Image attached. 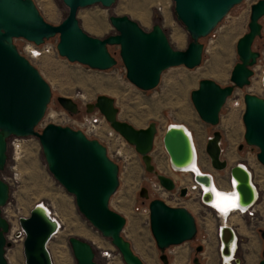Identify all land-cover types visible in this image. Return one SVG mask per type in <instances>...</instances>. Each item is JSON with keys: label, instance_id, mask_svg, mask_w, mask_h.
<instances>
[{"label": "water", "instance_id": "obj_1", "mask_svg": "<svg viewBox=\"0 0 264 264\" xmlns=\"http://www.w3.org/2000/svg\"><path fill=\"white\" fill-rule=\"evenodd\" d=\"M61 1L67 7V13L60 23L52 24L43 17L33 0H0V172L7 162L8 140L11 137H36L49 172L73 195L79 212L103 237L110 240L125 264H144L122 234L126 218L109 205L111 196L119 187L118 164L109 158L106 147L98 139L87 137L80 129L48 123L41 131L36 130L50 102L51 87L39 70L19 53L14 39L23 38L39 46L57 36L56 50L60 56L96 70H107L116 65L117 61L108 46L118 45L126 78L137 88L147 91L155 88L161 74L171 67L193 69L199 66L204 49L200 39L208 36L231 8L243 0H172L174 14L190 37L185 49L174 48L159 23L145 30L127 15L109 17L117 33L105 38L92 36L80 26L78 9L94 4L110 7L115 0ZM263 17L264 0H258L250 7L248 31L236 42L238 62L230 73L231 84L221 86L212 79L203 78L191 91L192 104L203 122L218 125L220 111L234 89L251 83L253 67L260 57L253 43L262 36ZM57 101L69 113L78 112L77 103L70 97L58 96ZM243 101L244 140L258 148L257 159L264 166V98L245 93ZM94 110H98L110 127L133 146L147 172L154 174L166 189L174 188L173 179L158 172L152 163L151 152L157 133L154 122L144 128H136L119 119L115 100L107 95H98L94 103L86 105L87 113ZM220 141L221 133L214 131L205 146L210 165L215 170L229 167L228 162L221 158ZM162 144L173 167L192 168L194 149L181 128L169 124L164 130ZM229 173L235 179L240 206L251 205L254 202V187L249 171L237 163L230 166ZM208 177L195 174V179L206 184ZM185 194L186 188H182L181 195ZM139 195L149 200L150 231L161 252L159 259L162 264H169L165 249L194 238L197 233L195 218L184 206H169L161 199H149L145 187L140 189ZM9 196V184L0 174V264H9L6 248L11 243L6 234L10 224L3 215ZM18 221L25 233L22 241L25 264H53L47 244L57 230V224L38 205L31 208L28 216H20ZM232 236L233 229L224 225V253H228ZM261 237L264 239V230H261ZM68 243L76 264H99L94 248L87 240L71 235ZM196 251L201 252L202 246L198 245ZM193 263L201 264L197 257ZM258 264H264V249Z\"/></svg>", "mask_w": 264, "mask_h": 264}, {"label": "rangeland", "instance_id": "obj_2", "mask_svg": "<svg viewBox=\"0 0 264 264\" xmlns=\"http://www.w3.org/2000/svg\"><path fill=\"white\" fill-rule=\"evenodd\" d=\"M47 1L42 0L41 2L43 17L52 24L60 23L67 13V7L61 0ZM158 4L166 6L164 9L166 21H163V15L157 9ZM173 8L172 0H115V3L110 7L94 4L79 8L77 18L84 31L99 38L117 33L109 21L111 15H127L137 21L145 30H150L153 24L159 23L171 45L176 49H185L190 42V37L182 23L177 20ZM249 15L250 10H247L245 0L231 8L214 30L208 36L200 39L204 49L199 66L193 69L184 66L171 67L161 74L158 85L147 91L137 88L126 78V69L120 58L118 45L108 46L109 52L117 62L115 66L107 70L91 69L86 65L70 62L60 56L56 50L57 36L50 38L49 43L52 45L50 52H45L30 60L51 87L50 102L42 120L36 126L38 131H41L48 123L68 126L57 115L63 111L57 101L58 96H68L77 103L78 112L72 115L80 119L87 113L86 105L88 103H94L98 95H107L115 100L119 119L136 128H144L151 122L156 124L157 133L154 139L156 147L152 150L151 157L152 163L159 165L162 170L165 167V156L160 153L159 149L164 130L169 124H183L188 127L194 136L198 155L199 151L201 153L199 159L202 163L209 159L205 152L208 138L214 131H219L223 149V157L222 155L221 157L227 160L230 165L247 164L252 172L253 182L259 190V199L256 203L258 209L253 219L236 217L234 214L233 223L235 226L242 225L245 228V230L241 229V233L239 232L240 246L238 243L237 257L240 259V264H258L264 249V239L261 237V230H264V166L257 159L258 148L248 145L244 140L245 127L242 121L245 108L244 94L252 93L264 98V89L261 88L257 79L253 78L248 86L237 90V94L235 93L234 97L230 96V100L222 107L219 123L216 126H211L200 119L192 104L190 93L198 87L199 80L203 78L212 79L221 86L231 84L230 73L234 64L238 62L236 42L248 31ZM261 23L263 26L262 36L257 37L253 43V48L260 52L257 64L253 67L254 72L264 70V17L261 19ZM14 44L19 51L24 53L25 39L16 38ZM236 98H239L238 104L233 103ZM21 145V150L16 153L12 146H8L7 162L4 170L0 172L1 177L10 187V196L3 208V215L9 221L10 226H13L20 216H28L33 206L44 203L50 209L53 217L62 224L60 232L52 237L47 244L53 264H76L68 243V237L71 235L91 243L95 251V259L99 264L108 263L101 256L103 247L111 250L112 264H125L110 240L103 237L79 212L73 195L68 193L49 172L38 139L33 136L23 137ZM126 152V161L119 160L121 171L122 166L125 170L119 175V187L111 196L109 205L111 209L126 218L127 222L122 234L132 240V248L143 263L162 264L159 259L161 252L151 234L147 218L142 214V210L146 205L148 206L149 200H144L139 195L142 187L148 189L144 177L150 176L152 173L145 170L144 164L136 152L131 150ZM230 155L232 156L229 157ZM135 157L138 158L136 159L138 163H134ZM201 162H199V166ZM213 170L219 172V182L224 183V171ZM220 189L229 191L231 187ZM150 199H154V197H150ZM123 201L126 202L122 203ZM207 216L213 222L212 215L207 214ZM13 231L14 229L10 233L12 234ZM200 232L197 231L190 241L169 247L171 253L165 250L169 264H194L195 257L201 264H211V262L213 264L214 258V263L219 264L212 245L207 250L203 247L201 252L196 251V247L200 245L198 241L201 237ZM142 245H147L148 248L144 249ZM13 253H17L19 258L17 263L12 262V264H25L22 242L19 240L6 248L7 259ZM145 253H148V257H145ZM209 254H213L212 257H209ZM179 256L181 258L184 256L183 261L185 262ZM211 258L213 259L210 262ZM178 260L180 263H177ZM219 262L220 264L222 262L220 256Z\"/></svg>", "mask_w": 264, "mask_h": 264}, {"label": "built area", "instance_id": "obj_3", "mask_svg": "<svg viewBox=\"0 0 264 264\" xmlns=\"http://www.w3.org/2000/svg\"><path fill=\"white\" fill-rule=\"evenodd\" d=\"M35 5L37 6L38 10L42 14V0H33ZM244 1V0H243ZM258 0H245L247 10H250V7L253 3L257 2ZM165 4H158L157 9L160 10V12L163 15V21L166 19V16L164 15V9H165ZM26 45L23 48V52L19 51L20 54L25 56L29 61L31 59H35L39 56H41L45 52H50L52 49V45H50L49 41L50 39L46 40L42 45H35L32 42H29L27 40ZM31 48H34L33 50H30ZM31 62V61H30ZM263 71L261 70L259 72H254V75L251 77V80L253 78H256L258 83L260 84L261 88L264 89V86L262 85V76H263ZM239 90V88H235L232 95L234 97L235 93ZM237 94V93H236ZM231 95V96H232ZM231 97H229L226 100V103L228 100H230ZM233 103L238 104L239 103V98H236L233 100ZM58 117H60L68 126L71 128H78L83 131V133L89 137V138H96L98 139L105 147L107 151V155L109 156L110 159H112L114 162L118 164L119 167V175H121L122 172H124L125 168L122 166V171H121V166L119 164V160L122 159L124 162L126 161L127 158V152L126 151H133L136 152L131 146L118 132H116L114 129L110 127L108 122L105 120L104 116L98 111L94 110L91 113H86L85 115L82 116V118L77 119L75 116H73L71 113L68 111L64 110L61 113L57 114ZM34 137V136H33ZM22 137H16L13 136L8 140V146H12L14 148L15 153L21 150L22 147ZM155 144V142H154ZM220 147H221V141H220ZM155 148V145H154ZM194 149V148H193ZM160 152H162L165 155V161L164 164L165 166L169 169V171L174 174L173 176H169L173 179L174 182V188L171 190L166 189L163 187L156 176L154 174L144 177V181L148 185V196L149 199L150 197L158 198L163 200L167 205L169 206H184L187 201L193 202L192 206L189 208L190 212L193 214L195 218V222L197 225V231H201V237L198 239L200 245L202 248L204 247L205 250L209 248V246H213L214 251L217 254L218 257V263L219 262V256L222 258H228L229 255L227 253H224V250L226 248V245L223 241V226L222 225V212L218 210L214 205L209 202L207 199H204L205 196V189L208 188V185L204 181H200L195 179V173L192 175L191 173L187 171L181 170L182 168H175L173 167L168 160L166 151L164 150L163 144H161V147L159 149ZM195 153V151H194ZM221 153H222V148H221ZM199 151V155H200ZM222 158V157H221ZM201 159H199V162ZM209 161V159H208ZM227 161V160H226ZM228 162V161H227ZM210 163V162H209ZM237 164V163H235ZM240 164V163H238ZM229 167L222 170L224 171V179H223V184L219 183V178L217 176V171L213 172H208L204 169L202 162L200 163L201 169H202V174L203 175H211V181L213 183V179L215 180V183L217 184L218 187L220 188H230L232 183L231 181H235L234 178L230 177L229 173V168L230 165L228 162ZM234 165V164H233ZM240 165L247 166L250 170V167L242 163ZM155 169L158 172H161L159 170V166L155 165ZM251 171V170H250ZM163 173V172H161ZM165 174V173H163ZM166 175V174H165ZM168 176V175H167ZM213 177V179H212ZM230 178V180H229ZM186 188V194L185 196L181 195V189ZM235 188V187H234ZM236 189V188H235ZM249 206H242L244 209L240 210H235V215L236 217H248L250 219H253L255 217V214L257 213V205L254 207ZM251 207V208H250ZM142 213L146 216L147 221L149 223V209L148 206L146 205ZM207 214L212 215V221L208 218ZM224 220H226L227 216L223 217ZM234 232V241L236 242V238L238 236V243L240 246V239L239 235L237 234V229L236 226L230 224L229 225ZM12 232V234L10 233ZM58 234L57 230L52 234L51 238L56 236ZM14 236V237H13ZM25 233L22 229V227L19 224V221H17L13 226L9 227V232L6 234V238L10 243L16 242L19 240V242H22L24 239ZM50 238V239H51ZM16 240V241H14ZM233 240L231 241V243ZM228 245V251L230 244ZM171 247V246H170ZM174 247V246H172ZM169 253V247L166 248ZM239 250V249H238ZM101 256L108 261L107 264H112L113 260V255L110 249L107 248H102L101 250ZM230 263L231 264H240V259L236 256H232L230 258ZM221 264H227L224 261L221 262Z\"/></svg>", "mask_w": 264, "mask_h": 264}, {"label": "bare ground", "instance_id": "obj_4", "mask_svg": "<svg viewBox=\"0 0 264 264\" xmlns=\"http://www.w3.org/2000/svg\"><path fill=\"white\" fill-rule=\"evenodd\" d=\"M47 1V0H46ZM48 2V1H47ZM49 5V4H48ZM165 12V11H164ZM166 21V20H165ZM179 40V39H178ZM34 48H31L30 50H33ZM184 108V107H183ZM171 125H176L178 128H181L182 130H183V132H184V134L187 136V138H188V140H191V143H192V146H193V148H194V151H195V154H194V158H193V162H192V168H182L181 170H183V171H187V172H189V173H191L192 175L195 173H198V174H202V170H201V168H200V166H199V155H198V150H197V147H196V144H195V139H194V136H193V134L190 132V130L188 129V127H186L185 125H183V124H171ZM198 132V131H197ZM203 136V135H202ZM200 140V139H199ZM232 155H230L229 157H231ZM228 157V158H229ZM232 159V158H231ZM160 161H161V159H160ZM160 164H161V162H160ZM240 164H242V163H240ZM163 165V164H162ZM159 166V165H158ZM166 167V166H165ZM243 168H245L246 170H248L249 171V173H250V181H251V184H252V186L254 187V191H253V198H254V202L252 203V206L251 207H254L255 205H256V203H257V201H258V199H259V190H258V188L255 186V184H254V182H253V176H252V172L249 170V168L248 167H246V166H244L243 165ZM165 169H167V168H165ZM164 169V170H165ZM209 177L207 178V180H208V183H207V185H208V188L207 189H205V197H206V199L209 201V202H211L213 205H214V207H216L218 210H220L221 212H222V225H230V224H232L231 222H233V220H234V214L236 213L235 212V210H240V209H244V207H242V206H240V204H239V199H238V194L236 193V191H235V181H231L232 183H230L231 184V190H229V191H223V190H221L218 186H217V184L215 183V180L213 179V177H212V179H213V183H212V181H211V175H208ZM127 201V200H126ZM126 201H123L122 203H125ZM129 202V201H128ZM127 202V203H128ZM235 204H238L239 206L238 207H234L233 205H235ZM38 205V207L46 214V215H48L54 222H55V224H57L56 226H57V232L59 233L60 232V230L62 229V224H61V222L60 221H58L55 217H53V215H52V213H51V211H50V209L44 204V203H39V204H37ZM125 205V204H124ZM123 205V206H124ZM127 206H128V204H127ZM125 207H126V205H125ZM250 207V208H251ZM128 208V207H127ZM129 209V208H128ZM128 209H126V210H128ZM130 210V209H129ZM130 212V211H129ZM225 216H227V218H226V220H224V218L223 217H225ZM137 235V234H136ZM142 240V239H141ZM145 240V239H144ZM232 240H233V242L230 244V247H229V251H228V255H229V257L228 258H222L221 257V260L222 261H224L225 263H227V264H231L230 263V258L232 257V256H236V254H237V252H238V249H239V246H238V236H237V238H236V242L234 241V237L232 236ZM146 242V241H145ZM142 243V242H141ZM147 243H148V241H147ZM148 245V244H147ZM143 246V248L145 249V247H147L148 248V246ZM149 250V249H148ZM147 250V251H148ZM151 250V249H150ZM149 250V251H150ZM144 252H146L145 250H143ZM50 252V251H49ZM212 252V251H211ZM211 252H209V253H211ZM149 253H151V252H149ZM146 254V256L145 257H148L147 256V254L148 253H145ZM51 255V254H50ZM149 255H151V254H149ZM181 255H182V253H181ZM180 255V256H181ZM186 255V254H185ZM184 255V256H185ZM210 256L209 257H212L211 255H213V254H209ZM19 256V255H18ZM17 256V253L15 254V253H13L11 256H9L8 257V259H9V264H12V262L13 263H17V260H18V257ZM179 256V257H180ZM184 256H182V258H181V260L183 261V257ZM6 257H7V254H6ZM178 257V258H179ZM186 257V256H185ZM184 257V258H185ZM149 258H150V256H149ZM152 258V257H151ZM7 259V260H8ZM146 259V258H145ZM177 259V258H176ZM212 259L213 258H211L210 259V262L212 261ZM215 259V258H214ZM213 259V264H215L214 263V260ZM149 260V259H148ZM180 260V259H179ZM178 260V262L177 263H180V261ZM186 260V259H185ZM152 261V260H151ZM150 261V262H151ZM181 261V262H182ZM147 262H149V261H147ZM183 262H185V261H183ZM182 262V263H183ZM209 262V263H210ZM211 264H212V262H211Z\"/></svg>", "mask_w": 264, "mask_h": 264}, {"label": "crops", "instance_id": "obj_5", "mask_svg": "<svg viewBox=\"0 0 264 264\" xmlns=\"http://www.w3.org/2000/svg\"><path fill=\"white\" fill-rule=\"evenodd\" d=\"M42 15H43V13H42ZM155 145V144H154ZM154 145H153V150H154ZM155 147H156V145H155ZM222 148V147H221ZM162 155H163V153L162 152H160ZM221 155H222V157H223V149H222V153H221ZM165 156V155H164ZM163 156V157H164ZM136 159H138V158H136L135 157V160H133L134 161V163H138L137 162V160ZM202 165H203V167H204V169L206 170V171H208V172H213L214 170L211 168V166H210V164H209V161L207 160V162H205V163H202ZM138 166V165H137ZM165 168H167V167H164L163 168V170L159 167V170H161V172H163V173H165L166 175H168V176H173V174L169 171V169L167 168V169H165ZM165 169V170H164ZM217 173H219V172H217ZM219 174H217V176H218ZM220 184H223L222 182H219ZM190 202V203H189ZM193 202H191V201H187L186 202V204H185V207L188 209V210H190L189 208L193 205L192 204ZM143 214V213H142ZM143 216H145L144 214H143ZM145 218H146V216H145ZM127 222V221H126ZM232 223V225H234L235 226V224L233 223V222H231ZM236 229H237V234L239 235V232L241 231V229H243V230H245V228L242 226V225H240V227H236ZM241 233V232H240ZM125 237V236H124ZM127 240H129V242L130 243H132V240L131 239H129L127 236L125 237Z\"/></svg>", "mask_w": 264, "mask_h": 264}, {"label": "snow or ice", "instance_id": "obj_6", "mask_svg": "<svg viewBox=\"0 0 264 264\" xmlns=\"http://www.w3.org/2000/svg\"><path fill=\"white\" fill-rule=\"evenodd\" d=\"M234 207H238L239 205L238 204H235V205H233Z\"/></svg>", "mask_w": 264, "mask_h": 264}, {"label": "flooded vegetation", "instance_id": "obj_7", "mask_svg": "<svg viewBox=\"0 0 264 264\" xmlns=\"http://www.w3.org/2000/svg\"><path fill=\"white\" fill-rule=\"evenodd\" d=\"M148 192V191H147Z\"/></svg>", "mask_w": 264, "mask_h": 264}]
</instances>
